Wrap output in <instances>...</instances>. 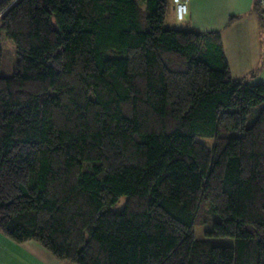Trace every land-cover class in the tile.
<instances>
[{
    "label": "trees",
    "instance_id": "16d2710c",
    "mask_svg": "<svg viewBox=\"0 0 264 264\" xmlns=\"http://www.w3.org/2000/svg\"><path fill=\"white\" fill-rule=\"evenodd\" d=\"M173 11L0 0V231L63 264H264V81ZM210 222L236 244L198 238Z\"/></svg>",
    "mask_w": 264,
    "mask_h": 264
},
{
    "label": "crops",
    "instance_id": "0c3cea01",
    "mask_svg": "<svg viewBox=\"0 0 264 264\" xmlns=\"http://www.w3.org/2000/svg\"><path fill=\"white\" fill-rule=\"evenodd\" d=\"M254 1L190 0L186 20L196 29L221 30L231 75L243 78L255 72L252 82L257 83L264 81V34ZM231 16H237L232 23ZM0 264L63 263L37 241L17 242L0 231Z\"/></svg>",
    "mask_w": 264,
    "mask_h": 264
},
{
    "label": "rangeland",
    "instance_id": "374dc122",
    "mask_svg": "<svg viewBox=\"0 0 264 264\" xmlns=\"http://www.w3.org/2000/svg\"><path fill=\"white\" fill-rule=\"evenodd\" d=\"M167 24L171 27L178 26L185 28L186 23L177 20V17L175 18L174 12H172L168 18H167ZM0 47L3 49L4 57H3V63L1 68V74L5 76L12 75L14 71L16 70L17 61H18V55H17V47L15 42L7 37L5 34L0 38ZM199 140L205 142L208 145H211L213 143L212 138L209 137H199ZM121 204L120 206H122ZM205 205V204H204ZM206 206V205H205ZM197 229V237L198 238H210L215 245H235L236 244V238L232 236H209L207 234L208 231L214 230V223H206L205 225H200L196 227Z\"/></svg>",
    "mask_w": 264,
    "mask_h": 264
},
{
    "label": "built area",
    "instance_id": "2783aa9c",
    "mask_svg": "<svg viewBox=\"0 0 264 264\" xmlns=\"http://www.w3.org/2000/svg\"><path fill=\"white\" fill-rule=\"evenodd\" d=\"M190 0H173L174 9L176 10V17L179 21H184L188 15ZM264 2V0H263Z\"/></svg>",
    "mask_w": 264,
    "mask_h": 264
}]
</instances>
